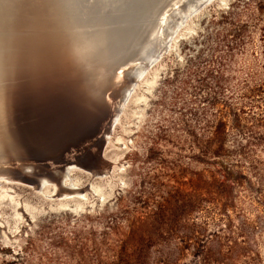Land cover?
I'll return each instance as SVG.
<instances>
[{"label":"trees","instance_id":"16d2710c","mask_svg":"<svg viewBox=\"0 0 264 264\" xmlns=\"http://www.w3.org/2000/svg\"><path fill=\"white\" fill-rule=\"evenodd\" d=\"M180 51L142 127L125 202L52 213L21 260L0 248V264H183L186 254L263 264L264 0H235Z\"/></svg>","mask_w":264,"mask_h":264},{"label":"bare ground","instance_id":"6f19581e","mask_svg":"<svg viewBox=\"0 0 264 264\" xmlns=\"http://www.w3.org/2000/svg\"><path fill=\"white\" fill-rule=\"evenodd\" d=\"M213 1L0 0V185L84 198L71 171L101 174L85 147L104 151L137 84Z\"/></svg>","mask_w":264,"mask_h":264},{"label":"rangeland","instance_id":"374dc122","mask_svg":"<svg viewBox=\"0 0 264 264\" xmlns=\"http://www.w3.org/2000/svg\"><path fill=\"white\" fill-rule=\"evenodd\" d=\"M234 1L214 0L190 17L180 29L174 48H171L173 51H170L152 68L148 77H143L137 84L104 151L100 152L98 142H92L85 147L84 154L89 157L87 159L90 167L101 174L93 176L92 172L81 169L71 171L74 178L72 182L83 189L86 186L84 198L65 200L47 198L45 195L48 190L53 191L50 185L47 186L49 188L45 187L41 190H35L23 184L4 182L0 185V188L2 187L0 189V248L5 249L9 257L21 260L24 246L36 237L37 232L52 213L73 211L92 215L108 214L115 212L125 202L133 159L140 151L141 130L151 107L157 100V91L164 76L177 65L184 64L180 45L198 37L203 30V22L214 14L220 15L226 12ZM89 185L90 187H87ZM258 244V252L264 264V233L260 235ZM0 252H2L1 249ZM182 263L192 264V256L186 254Z\"/></svg>","mask_w":264,"mask_h":264},{"label":"water","instance_id":"95a60500","mask_svg":"<svg viewBox=\"0 0 264 264\" xmlns=\"http://www.w3.org/2000/svg\"><path fill=\"white\" fill-rule=\"evenodd\" d=\"M189 1H190V0H189ZM129 97H130V95H129ZM129 97H128V99H129ZM128 99H127V100H128ZM93 176H96V174H94ZM87 190H88V189H87ZM85 193H86V189H85L84 195H83L82 197H85ZM45 196H46V197H50V198H54V199L61 197V196H57V195H51V196H47V195H45ZM78 196H80V195L77 194V193H72V194L68 195L69 198H75V197H78Z\"/></svg>","mask_w":264,"mask_h":264}]
</instances>
